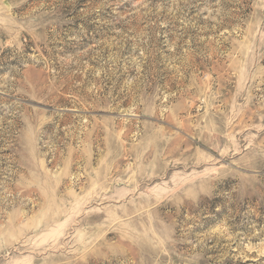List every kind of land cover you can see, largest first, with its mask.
<instances>
[{
  "label": "rangeland",
  "instance_id": "374dc122",
  "mask_svg": "<svg viewBox=\"0 0 264 264\" xmlns=\"http://www.w3.org/2000/svg\"><path fill=\"white\" fill-rule=\"evenodd\" d=\"M0 264H264V0H0Z\"/></svg>",
  "mask_w": 264,
  "mask_h": 264
}]
</instances>
